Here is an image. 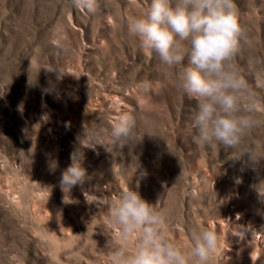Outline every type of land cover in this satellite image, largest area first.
Listing matches in <instances>:
<instances>
[{
  "label": "rangeland",
  "instance_id": "obj_1",
  "mask_svg": "<svg viewBox=\"0 0 264 264\" xmlns=\"http://www.w3.org/2000/svg\"><path fill=\"white\" fill-rule=\"evenodd\" d=\"M150 2L96 0L89 13L71 0H0V264H112L105 245L119 241L107 209L128 188L159 201L167 238L184 248L192 229L215 231L211 264H264V205L251 187L264 174L241 170L222 145L194 143L197 102L176 87L182 65L163 66L127 31ZM236 4L248 43L234 63L258 98L260 120L242 143L264 149V90L249 72L250 60L264 67V0ZM122 114L136 119L135 139L109 152ZM84 126L86 180L65 202L59 180ZM149 129L154 137L144 136Z\"/></svg>",
  "mask_w": 264,
  "mask_h": 264
},
{
  "label": "clouds",
  "instance_id": "obj_2",
  "mask_svg": "<svg viewBox=\"0 0 264 264\" xmlns=\"http://www.w3.org/2000/svg\"><path fill=\"white\" fill-rule=\"evenodd\" d=\"M71 3L77 10L95 11L96 0H71ZM128 3L132 6L135 0ZM127 31L138 40L143 53L155 54L163 66L172 69L182 65L176 87L197 102L191 118L194 143L213 148L222 145L230 151V158L243 162L241 170L251 169L261 177L264 149L242 143L260 120L258 98L234 63L241 42L248 43L236 0H151L143 15L128 20ZM249 72L255 88L264 90V67H257L250 60ZM135 129L133 116L120 115L112 126V143L105 145L106 150L112 152L113 148L131 146ZM90 135L84 126L82 134L76 137L79 147L71 154L72 162L61 174L59 186L65 193V202L71 189L86 180L83 149L90 148L85 147ZM145 135L154 137L150 129ZM48 164L53 171L58 166L50 155ZM133 166L136 171L141 168L135 159L130 169ZM116 168L114 164L115 174ZM140 174L146 175L144 171ZM236 182L241 181L237 178ZM251 187L258 202L264 205V178ZM107 212L118 230L115 239L119 244L114 247V240L108 238L105 245L112 264H211L218 248V236L209 228L192 229L188 248L168 239L166 217L159 201L153 204L131 188L120 191ZM257 214L264 215V209H257ZM130 241H134L131 251Z\"/></svg>",
  "mask_w": 264,
  "mask_h": 264
}]
</instances>
